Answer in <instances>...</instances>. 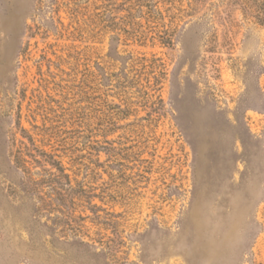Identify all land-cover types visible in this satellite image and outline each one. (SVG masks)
Returning a JSON list of instances; mask_svg holds the SVG:
<instances>
[{
	"label": "rangeland",
	"instance_id": "rangeland-1",
	"mask_svg": "<svg viewBox=\"0 0 264 264\" xmlns=\"http://www.w3.org/2000/svg\"><path fill=\"white\" fill-rule=\"evenodd\" d=\"M218 6L0 0V264H264V30Z\"/></svg>",
	"mask_w": 264,
	"mask_h": 264
},
{
	"label": "trees",
	"instance_id": "trees-1",
	"mask_svg": "<svg viewBox=\"0 0 264 264\" xmlns=\"http://www.w3.org/2000/svg\"><path fill=\"white\" fill-rule=\"evenodd\" d=\"M220 3L222 6H218V14L229 11L233 6L239 7L245 16L253 19L264 30V0H220ZM16 130L20 140L12 153V159L15 170L22 175L21 186L29 192L43 194L44 197L49 194L50 197L44 202L50 203L51 208L53 195L65 196L73 191L69 176L53 155L34 146L32 138L24 129L18 126ZM58 201L61 202L60 199ZM79 244L86 246L82 242Z\"/></svg>",
	"mask_w": 264,
	"mask_h": 264
}]
</instances>
